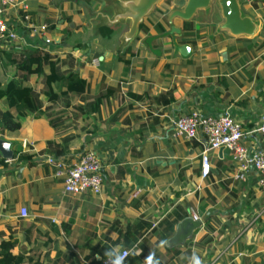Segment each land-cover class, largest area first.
<instances>
[{
    "label": "crops",
    "instance_id": "obj_1",
    "mask_svg": "<svg viewBox=\"0 0 264 264\" xmlns=\"http://www.w3.org/2000/svg\"><path fill=\"white\" fill-rule=\"evenodd\" d=\"M26 1L35 21L52 24L46 35L53 40L46 43L44 35L21 30L23 39L0 48L2 79L16 74L10 56L45 50L61 60V71L78 70L88 89L60 93L51 103L44 76H31L35 89L43 88L37 91L44 111L26 116L21 136L9 137L20 140L19 154L0 163V240L11 236L13 251L26 256L20 264H98L106 251L124 247L132 248L125 264H194L196 259L264 264V185L256 172L251 170L246 181L234 180L231 153L222 147L210 151V170L203 176L206 138L176 135L174 124L192 112H228L242 122L245 141L260 145L264 0H243L245 12L258 22L253 36L220 28L224 18L213 14L215 3L209 13L200 9L191 19L195 45L179 42L185 20L175 18L181 32H172L167 18L184 0H173L168 25L154 14L159 4L149 15L154 22L145 19L146 34L133 40L128 52L123 35L129 22L109 26L101 15L116 13L118 0ZM16 15H6L9 28H16ZM159 20L169 33L160 30ZM101 26L113 33L102 34ZM183 44L191 45L187 55L180 52ZM24 137L38 150L23 151ZM90 147L103 162L101 193L65 194L45 156L75 162ZM192 206L203 225L186 244L167 246L178 222L192 215ZM167 217L178 220L164 238Z\"/></svg>",
    "mask_w": 264,
    "mask_h": 264
},
{
    "label": "built area",
    "instance_id": "obj_2",
    "mask_svg": "<svg viewBox=\"0 0 264 264\" xmlns=\"http://www.w3.org/2000/svg\"><path fill=\"white\" fill-rule=\"evenodd\" d=\"M250 1V0H249ZM16 12V28H9L6 15ZM18 26V27H17ZM27 31L32 37L44 35L45 42H52V38L46 35L50 29L48 22L34 20L30 5L26 0H0V48L11 44L12 40L23 39L21 30ZM94 63L99 62L93 58ZM176 135L186 139L206 140L201 151L203 176H207L210 170V151L227 148L234 162V172L231 177L234 180L246 181L251 170L256 172L258 182L264 185V115L256 131L259 133L261 142L259 146L249 145L245 139L247 132L242 122L230 113L218 116L192 112L179 116L175 121ZM22 150H38L36 142L28 137L21 140ZM46 162L53 167L54 175L63 180L65 194H100L103 188V162L97 150L90 147L80 155L75 162H68L63 156L48 154ZM22 213L27 214V209L22 208ZM190 211L195 219H201L194 206ZM157 223H153L154 228ZM132 252V248L124 247L113 255L100 257L99 264H125Z\"/></svg>",
    "mask_w": 264,
    "mask_h": 264
},
{
    "label": "trees",
    "instance_id": "obj_3",
    "mask_svg": "<svg viewBox=\"0 0 264 264\" xmlns=\"http://www.w3.org/2000/svg\"><path fill=\"white\" fill-rule=\"evenodd\" d=\"M86 1L90 2V0ZM172 3L173 0H165L158 6L154 13L155 16L162 18L165 23L167 22V25L169 23L166 18V13L170 9ZM152 16L153 15L148 16L147 20L154 22ZM160 21L162 20H159L158 22L160 30L169 33L166 30L167 27L163 26ZM183 28V38L179 42H188L195 45L197 41L195 35L197 34L194 30L195 27L192 21H183ZM197 31L199 33L200 30L197 29ZM100 32L104 35H111L113 29L101 26ZM146 32L147 28H142L136 38V42L140 40ZM130 48L131 47L129 46L126 52H128ZM126 54L127 53L123 54V56H126ZM9 59L16 67V74L5 79H2L0 76V136H21V130L24 126L26 116L35 111H38L39 113L44 111L39 92L32 85V75L39 74L44 76V82L48 87V90L46 91V99L51 103H55L58 100L60 93L68 96L70 92L82 93L88 89V81L78 70L71 68L61 71V60L55 58V56L45 50L27 52L21 55L15 54L10 56ZM73 59L75 61L74 57ZM58 87L61 89L60 91H58ZM18 154L19 153L17 152L15 156ZM19 156L22 157L24 155L21 154ZM4 161L5 159L0 156V163ZM177 220V218L170 220L169 217L164 219L162 225H164L165 222L169 226L167 227L166 235L163 236L164 238L172 234ZM13 246H15V242L12 241L11 236L0 240V264H20L25 260V254L13 251ZM107 249H112V247L107 246ZM105 253L106 255L109 253H111L109 255L115 254L111 250H108Z\"/></svg>",
    "mask_w": 264,
    "mask_h": 264
},
{
    "label": "water",
    "instance_id": "obj_4",
    "mask_svg": "<svg viewBox=\"0 0 264 264\" xmlns=\"http://www.w3.org/2000/svg\"><path fill=\"white\" fill-rule=\"evenodd\" d=\"M164 0H118V10L116 13L110 14L108 11H101L107 19V25L113 26L119 22H129V28L123 35V47L129 46L138 36L141 25L145 19L154 12L156 7ZM217 3L223 15V22L220 28L228 30L235 36H253L255 35L258 22L254 17L245 12L243 0H184L183 4H175L167 13V18L172 24V32H181L174 20L180 18L183 20H191L200 9L210 8L213 3ZM180 52L187 55L191 51V45L183 44L179 47ZM224 55L226 52L223 53ZM19 139H13L0 136V156L5 160H10L15 156V145L19 143ZM203 225L201 219H195L193 215H188L176 225V230L166 244L169 247L184 245L195 235Z\"/></svg>",
    "mask_w": 264,
    "mask_h": 264
},
{
    "label": "rangeland",
    "instance_id": "obj_5",
    "mask_svg": "<svg viewBox=\"0 0 264 264\" xmlns=\"http://www.w3.org/2000/svg\"><path fill=\"white\" fill-rule=\"evenodd\" d=\"M213 6H214L213 7L214 8L213 14L216 15V17L222 16L221 9L219 8L218 4L215 2V4ZM201 12L202 13L203 12L209 13V12H211V9H208V10L207 9L206 10L203 9ZM41 82L44 84V78H41ZM37 90L40 91V92H43V88L41 86Z\"/></svg>",
    "mask_w": 264,
    "mask_h": 264
},
{
    "label": "clouds",
    "instance_id": "obj_6",
    "mask_svg": "<svg viewBox=\"0 0 264 264\" xmlns=\"http://www.w3.org/2000/svg\"><path fill=\"white\" fill-rule=\"evenodd\" d=\"M194 264H200L199 260L196 259V260L194 261Z\"/></svg>",
    "mask_w": 264,
    "mask_h": 264
}]
</instances>
